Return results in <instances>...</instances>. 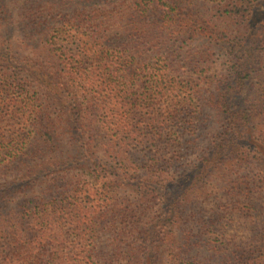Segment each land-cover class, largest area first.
Wrapping results in <instances>:
<instances>
[{"label": "trees", "instance_id": "trees-1", "mask_svg": "<svg viewBox=\"0 0 264 264\" xmlns=\"http://www.w3.org/2000/svg\"><path fill=\"white\" fill-rule=\"evenodd\" d=\"M185 1L0 0V264H264V0Z\"/></svg>", "mask_w": 264, "mask_h": 264}, {"label": "rangeland", "instance_id": "rangeland-1", "mask_svg": "<svg viewBox=\"0 0 264 264\" xmlns=\"http://www.w3.org/2000/svg\"><path fill=\"white\" fill-rule=\"evenodd\" d=\"M210 2V1H209ZM192 3H193V5L195 6L194 8H198V9H200V10H205V7H208V5H211L210 3L209 4H207L206 2H204V1H200V0H196V1H194V2H188V1H185L184 3H182L181 4V7H183V9H184V7L185 8H190L191 6H192ZM221 56L220 55H218L217 57H216V62H215V64L214 65H212L213 66V70L212 71H214V70H216L217 68H219L220 67V63L224 60V58H220ZM236 224H237V226H238V222L236 221L235 223H234V227L231 229V227H232V225L230 226V223L223 229L224 230V232H225V234L224 235H222V236H218L217 234H218V232L219 231H217V233H215V235L216 236H218L219 238H221V239H226V240H229L228 238L230 237V234H232V233H238V234H241L243 231L240 229V228H238L237 226H236Z\"/></svg>", "mask_w": 264, "mask_h": 264}]
</instances>
